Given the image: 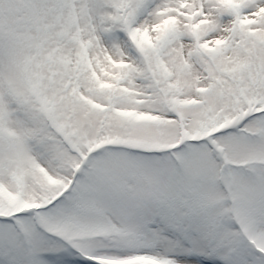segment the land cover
<instances>
[{
  "label": "snow or ice",
  "instance_id": "6c2138e0",
  "mask_svg": "<svg viewBox=\"0 0 264 264\" xmlns=\"http://www.w3.org/2000/svg\"><path fill=\"white\" fill-rule=\"evenodd\" d=\"M0 264H264V0H0Z\"/></svg>",
  "mask_w": 264,
  "mask_h": 264
}]
</instances>
